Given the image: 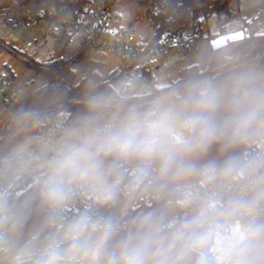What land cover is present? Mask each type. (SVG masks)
Here are the masks:
<instances>
[{
  "label": "clouds",
  "instance_id": "9594fccd",
  "mask_svg": "<svg viewBox=\"0 0 264 264\" xmlns=\"http://www.w3.org/2000/svg\"><path fill=\"white\" fill-rule=\"evenodd\" d=\"M113 101L104 94L89 96L86 114L78 126L66 130L57 146L49 149L37 165L36 195L53 218L73 200L88 196L97 206L116 203L127 172L135 188L147 181L158 193L172 190L199 176L203 181L239 175L240 163L229 157L220 169H198L195 160L213 144L235 147L256 138L264 139V68L257 66L250 53L234 52L222 81H193L175 101L160 100L147 111L131 109L119 119L101 120ZM36 113L20 112L18 120L35 118ZM24 149L16 152L24 165ZM201 212L168 227L171 246L179 245L182 255L198 253L197 264H256L244 258V251L227 236L221 250L208 253L209 234L225 226L228 213ZM166 211L144 213L133 221V230L121 240L104 264H164L155 260L149 248L160 243ZM115 231L111 220L94 222L83 215L67 224L64 236L71 241L73 254L80 250L82 238L89 244L83 255L86 264H95L101 248ZM98 233L94 241L90 233ZM254 234L259 235L260 229ZM49 264H56L54 260Z\"/></svg>",
  "mask_w": 264,
  "mask_h": 264
},
{
  "label": "built area",
  "instance_id": "2783aa9c",
  "mask_svg": "<svg viewBox=\"0 0 264 264\" xmlns=\"http://www.w3.org/2000/svg\"><path fill=\"white\" fill-rule=\"evenodd\" d=\"M174 2L172 12L176 11V6L181 4L182 0H147L148 6L141 17H147L153 21L155 15H158L164 6L171 5ZM112 3L114 0H87L82 9L64 10L62 6L58 8L52 5L51 8L37 13L31 12L27 8L12 10L0 13L6 24L0 28V45L2 38L10 33L19 30L18 40L21 43L30 45L34 41L29 31L36 29L40 36L55 40L67 30L66 43L59 54V57L68 62V67L60 73H47L40 70L49 78L48 83L40 86L35 94L40 98H47L50 91H58L64 88H71L69 82V68L72 60L79 54L84 43L88 42L93 46L104 49L109 52L120 54L127 64H132L135 71H139L143 65L150 70L158 55L169 49L176 50H198L200 35L195 31L185 33L179 29L164 28L155 32L150 36H135L134 27L135 20H122L120 15L113 10ZM171 13L168 14L170 17ZM137 17L136 21L141 18ZM264 17V10L258 8L244 25L247 28L251 24L259 23ZM15 54L21 57L25 62L34 65L27 57L17 50H13ZM14 81V76L8 71L0 70V90L10 87ZM5 98L0 99L2 105L9 109L10 106L19 101L16 93L12 90H4ZM157 91L153 87L150 94L151 107L142 111H147L153 107L156 102ZM74 128L72 120L66 111H58L46 116L38 125L37 129L25 131L27 142L24 145L6 151L0 158V194L6 191H23L28 187L37 188V165L46 155H51L49 149L58 145L64 137L66 130ZM23 147L24 159L31 160L28 165L21 164L16 158V152ZM245 160L240 167L241 172L235 175L234 179L221 189L215 188L213 193H209L211 184L214 180L203 181L200 177L198 180L203 192L196 193V199H204L202 208L207 205L212 213H228L229 219L233 217H253L258 210V206L250 205L248 197L244 193L248 186L256 184L262 175H264V139H256L245 151ZM126 169L135 167L134 164L125 166ZM134 177L124 181L121 185V192L115 204L110 206H97L88 196L79 197L67 204L61 211L60 215L53 218L49 210L46 208L44 218L47 225L51 228L58 229L59 235L55 241L48 237L46 248L32 259V264H44L49 261L53 255H57L56 262L59 264H80L72 251L70 243L65 238L64 233L68 223L83 216L88 215L96 222L111 220L115 231L110 236L106 244L99 252V260L96 264H104L109 254L115 250L121 240L127 237L131 232L128 222L137 209L144 204L150 203L154 196L149 197L145 189L147 181L138 187L132 188L131 183ZM135 190H139L138 194L131 198L130 196ZM142 190V191H141ZM192 196L189 186L186 183L181 184L178 190V200L188 201ZM182 197L181 199H179ZM212 198L214 201H212ZM167 205H172L171 199H166ZM264 206V204H261ZM122 230L119 234L118 242L116 239V231ZM217 228L209 234V244L204 249L208 253L212 244L215 243V235ZM98 233H90V240L94 241ZM236 245L239 247L241 240L234 238ZM80 250L85 251L89 244L82 238L78 242ZM217 244V243H216ZM222 244V243H220ZM221 250V249H220ZM198 254V253H197ZM199 255V254H198ZM24 264V263H19Z\"/></svg>",
  "mask_w": 264,
  "mask_h": 264
},
{
  "label": "trees",
  "instance_id": "16d2710c",
  "mask_svg": "<svg viewBox=\"0 0 264 264\" xmlns=\"http://www.w3.org/2000/svg\"><path fill=\"white\" fill-rule=\"evenodd\" d=\"M86 1L87 0H22L20 3L8 7L6 10L1 9L3 7H0V12L27 8L31 12L37 13L42 10H48L52 5H55L57 8L62 6V9L64 10H78L82 9V6ZM173 5L174 2L172 1L171 5L164 6L162 11L154 16L153 24L157 32L164 28L182 30L186 19L190 15L195 17L199 12H203L205 15L210 12H215L217 14L219 31L223 32L224 27L221 25V14L225 13L226 19L232 17V13L229 10L228 0H182L181 4L176 6L175 12H172ZM169 13H171L170 17H168ZM244 29L245 34L242 38L230 40L219 47L209 48L208 64L204 71H200L195 64L185 66L179 71V77L173 83V86L182 85L184 87L180 91V97L183 96L185 88L189 82L199 81V78L204 74H210L209 80L222 81L227 75V66L232 63V55L234 52L241 51L250 53L252 61L257 66L264 68V33L255 34L246 31V28ZM195 31L196 30L194 29L192 32ZM66 40L67 30L64 29L61 36L53 40V46L49 55L46 60L42 62V66H44L46 72L60 73L68 67V62L59 57ZM89 46H91L90 43H84L79 54L72 60V63L73 61H76L78 57L86 55ZM226 49L229 51V54L225 52ZM6 69L11 74L13 73L8 67ZM71 73L72 71L70 67L68 77L69 82ZM111 81L112 77L102 76L100 73L93 72L89 76L83 77L74 86H71L72 89H61L64 96L60 99L56 96L52 98L53 91H50L46 102L35 103L33 100L34 104L31 105L32 108L30 110H24V112L36 113L35 118H27L30 131L34 132L39 123L46 116L58 111L68 112L73 127L78 126L81 117L84 116L87 111L85 107L86 99L95 94H104L113 101L111 107L102 114L101 120H110L113 118L119 119L120 116L132 108L122 103L124 100L112 87ZM151 106L152 103L149 100L139 107V109L143 110ZM256 139L235 147L227 148H223L220 144H213L206 153L195 160V165L198 169L206 167L220 169L224 166L229 157H235L239 161L241 167L245 160L244 156L246 149ZM2 154V149L0 148V158ZM131 171V167L127 168L129 174L126 175L124 181L131 178ZM234 177L235 175L227 178L214 179L217 189L226 186L234 179ZM199 178V176H194L187 182L192 194L188 201L178 200V190L180 185L174 186L172 190L166 189L164 192L158 193L154 188L148 186L147 183L146 187L142 190L145 189L148 196H154V198L150 203L141 205L137 211L133 213L128 222L130 230H133V221L144 213L164 210L166 211V219L160 233V236L162 237L164 234L169 235L171 229L168 225L174 219L178 221L185 217L199 214L202 210V203L204 201V199L195 198L197 192H203L198 183ZM36 191L37 188L31 186L23 191L11 190L0 194V202L3 206V215L0 221L1 225L7 234L13 235L18 239L34 233L39 237L46 234L52 241H55L59 235L58 229L51 228L47 225L44 218L46 207L41 205L39 198L36 195ZM138 191L139 190H135L130 197L134 198L138 194ZM244 193L248 197L249 204L258 206V210L253 217L248 218V228L239 247L244 251L245 259L253 260L256 264H264V206H261V204H264V175L261 176L256 184L248 186ZM166 199H171L173 201L174 214H172V216H170L171 205H167ZM184 209H186V216L183 215ZM232 219H235V217ZM255 229H260L259 235L254 234ZM120 233L122 234L121 229L115 232L117 237L114 239V243L118 242ZM156 245L157 243L150 245V254H152ZM179 257L184 258L186 264H197L200 259V255L197 253L182 255L179 245L172 246L171 252L167 255L166 259L171 261L172 259Z\"/></svg>",
  "mask_w": 264,
  "mask_h": 264
},
{
  "label": "rangeland",
  "instance_id": "374dc122",
  "mask_svg": "<svg viewBox=\"0 0 264 264\" xmlns=\"http://www.w3.org/2000/svg\"><path fill=\"white\" fill-rule=\"evenodd\" d=\"M21 1L0 0V7L6 10ZM228 5L232 17L226 19V14H221V25L228 32L234 28H240L244 22H247L257 7L264 10V0H228ZM147 6V0H114V3H112L113 10L120 15L122 20H135L134 34L136 37L139 35L150 36L156 30L152 20L147 17H141ZM139 16L141 18L136 21ZM194 29L201 37L198 50H166L157 56L151 70L143 65L139 71H135L134 66L127 64L120 54L91 45L87 48L86 55L80 56L76 61H73L70 85L74 86L83 77L97 72L102 76L109 75L112 77V87L123 98L124 101L122 103L132 109L142 111L139 107L150 100L149 96L152 94L153 87L157 91L156 102L160 100L175 101L177 97H180V91L184 88L182 85L173 86V83L179 77V71L183 67L193 64L197 65L200 71H204L207 67L209 55L206 51H208L210 44L211 46L214 45L220 35L217 14L210 12L205 15L203 12H199L195 17L190 15L181 31L190 33ZM246 31L255 34L264 33V17L259 23L248 26ZM15 34L17 36V33ZM31 36L34 37L32 44L21 43L16 50L32 61L34 65L25 62L19 56L10 52L2 51L0 53V67H2L1 63L3 60L8 62L15 78L13 86L6 87L4 90L10 91L12 89L16 93L17 98L28 94V92L49 81V78L41 70L46 72L42 62L48 57L53 41L40 36L38 32L31 34ZM225 52L229 54L227 49ZM2 70L5 71V69ZM209 78L210 74H204L199 78V81L209 80ZM65 89L69 90L72 88ZM4 90H0L1 100L5 98V95L2 94ZM55 96L60 99L64 96V93L61 89L58 91L53 90L52 98ZM35 97L38 96L25 97L23 101L16 102L9 109L5 108L0 102V148L2 153L26 144L27 135L25 131H30L29 122L27 118L18 120L17 115L20 112H24L25 109L30 110L34 102L43 103L48 99ZM212 201H214L213 198ZM173 206L172 204L170 208V216L174 214ZM2 215L3 206L0 202V221ZM216 228L215 243L211 247L213 253L220 251V243L229 235L232 240L234 238L242 240L248 228V218L239 217L232 220L228 218L225 226H217ZM162 237L165 239L157 243L152 252L155 260H162L164 264H186L185 259L182 257L174 258L171 261L166 259L172 249V246L170 247L171 240L167 234L162 235ZM41 244L42 237L34 233L25 235L20 239L7 234L0 222V264H31L29 260L34 258V254L39 250ZM83 253V250H79L77 253L73 254L72 252L71 254L75 256L80 264H86L87 258L84 257ZM56 258L57 255L55 254L49 258V261H57ZM98 260L99 257L97 256L95 264Z\"/></svg>",
  "mask_w": 264,
  "mask_h": 264
},
{
  "label": "crops",
  "instance_id": "0c3cea01",
  "mask_svg": "<svg viewBox=\"0 0 264 264\" xmlns=\"http://www.w3.org/2000/svg\"><path fill=\"white\" fill-rule=\"evenodd\" d=\"M258 8L259 7H257L256 9H258ZM5 24H6V22H5L4 18L0 17V28L3 27ZM244 25H245V22L243 23L242 26H240V28L239 27L238 28H234L233 30H231L229 32L227 30H224L223 32H220V35L218 36L219 38L216 40L214 45L211 46V44L209 43L210 44L209 48L210 47H219V46H222V45L226 44L230 40H236V39L242 38L244 36V34H245ZM36 32H38L36 29L29 31L30 35L31 34H36ZM15 33H17V36H15L16 35ZM19 33H20V31L16 30V31L10 33L9 35H7L6 37L2 38V43L3 44L0 45V53L2 51H6V52H10L12 54H15L13 50H16V48L19 47V44H21V42H19V40H18V34ZM22 44H24V43H22ZM209 48H208V51H206L208 55H209ZM15 55L18 56L17 54H15ZM1 64H2V67H0L1 71H3L2 69H5V71H7V69H6L7 67L12 71V69H11V67H10L8 62L3 60ZM12 74L14 76V73H12ZM107 76L110 77L109 75H107ZM14 82H15V78H14L13 83ZM13 83L11 84V87L13 86ZM39 87H37L36 89L32 90L31 92H28V94H26V95L19 96V101L18 102L23 101L25 97L27 98V97L33 96V95L35 96L36 95L35 92H36V90ZM36 253H37V251H36ZM36 253L34 254V256L36 255ZM29 261L31 263L32 260L30 259ZM44 264H49V263L46 262ZM56 264H58V262H56Z\"/></svg>",
  "mask_w": 264,
  "mask_h": 264
},
{
  "label": "water",
  "instance_id": "95a60500",
  "mask_svg": "<svg viewBox=\"0 0 264 264\" xmlns=\"http://www.w3.org/2000/svg\"><path fill=\"white\" fill-rule=\"evenodd\" d=\"M2 94L5 95V91H3ZM215 188H216V182L213 181V183L211 184L209 193H213L214 190H215ZM183 215L186 216V209H184ZM41 237H42V245H41L40 249L37 251L36 255H39L46 248V246L48 244V237H47V235L46 234H43Z\"/></svg>",
  "mask_w": 264,
  "mask_h": 264
}]
</instances>
